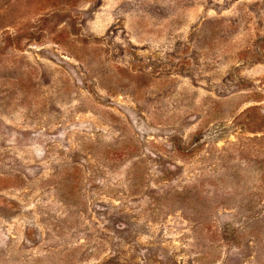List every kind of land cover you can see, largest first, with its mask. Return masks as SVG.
Returning <instances> with one entry per match:
<instances>
[{
	"label": "rangeland",
	"instance_id": "1",
	"mask_svg": "<svg viewBox=\"0 0 264 264\" xmlns=\"http://www.w3.org/2000/svg\"><path fill=\"white\" fill-rule=\"evenodd\" d=\"M0 264H264V0H0Z\"/></svg>",
	"mask_w": 264,
	"mask_h": 264
}]
</instances>
